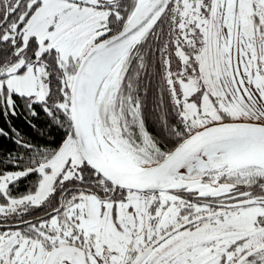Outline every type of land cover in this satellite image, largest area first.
Instances as JSON below:
<instances>
[{"label": "snow or ice", "instance_id": "obj_1", "mask_svg": "<svg viewBox=\"0 0 264 264\" xmlns=\"http://www.w3.org/2000/svg\"><path fill=\"white\" fill-rule=\"evenodd\" d=\"M0 264H264V0H0Z\"/></svg>", "mask_w": 264, "mask_h": 264}]
</instances>
